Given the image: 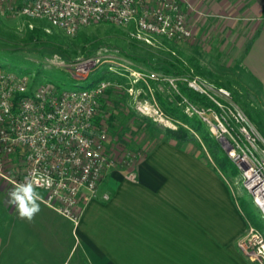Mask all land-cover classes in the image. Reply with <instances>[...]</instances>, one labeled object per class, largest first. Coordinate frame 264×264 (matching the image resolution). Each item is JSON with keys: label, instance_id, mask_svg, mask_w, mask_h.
I'll return each instance as SVG.
<instances>
[{"label": "crops", "instance_id": "1", "mask_svg": "<svg viewBox=\"0 0 264 264\" xmlns=\"http://www.w3.org/2000/svg\"><path fill=\"white\" fill-rule=\"evenodd\" d=\"M185 1L195 31L209 16L245 20L241 69L264 96V0ZM192 144L164 138L130 165L118 158L100 195L82 194L77 224L43 200L32 222L20 219L0 175V264H251L237 243L249 219Z\"/></svg>", "mask_w": 264, "mask_h": 264}, {"label": "built area", "instance_id": "2", "mask_svg": "<svg viewBox=\"0 0 264 264\" xmlns=\"http://www.w3.org/2000/svg\"><path fill=\"white\" fill-rule=\"evenodd\" d=\"M185 2L0 0V13L28 20L44 19L69 36L76 35L85 25L113 23L128 28L132 38L159 43V47L167 48L169 41L194 37ZM51 56L55 59L52 61L54 64L66 67L75 79L87 78L102 63L106 64L108 74L92 81L90 86L69 88L52 80L33 84L30 73L0 65V175L14 185L31 180L37 189L45 191L43 201L75 224L79 222L82 194L87 198L100 195L99 187L105 173L119 158L113 147L115 139L102 121L96 119L101 96L117 84L119 77L126 76L132 83L147 86L153 101L139 100L136 110L156 119L164 117L165 113L156 99L153 82L158 83L162 90L164 86L168 87L184 101L187 98L180 89L181 82L211 98H214L209 92L211 88L214 94L230 97V91L223 86L191 72L173 75L156 70H136L122 63L107 48H100L95 54L78 57L74 61H65L56 53ZM236 112L234 117L247 131V121L244 123L243 115L239 110ZM216 118L219 123L211 122L212 128L226 127L219 116ZM263 153L264 147L261 148ZM131 156V151H125L121 157L123 164H132L135 159ZM243 157L245 160L242 161L248 165L246 186L264 216V163L249 162L246 155L236 156V159L240 161L239 158ZM248 169H251L249 173ZM102 197L107 199L109 195L103 193ZM237 243L249 257L264 260V235L252 224H247Z\"/></svg>", "mask_w": 264, "mask_h": 264}, {"label": "rangeland", "instance_id": "3", "mask_svg": "<svg viewBox=\"0 0 264 264\" xmlns=\"http://www.w3.org/2000/svg\"><path fill=\"white\" fill-rule=\"evenodd\" d=\"M193 6L196 7L194 4ZM188 17L191 22L189 12ZM196 17L198 16L194 15V22L196 20L200 24ZM229 20L225 17L209 16L196 31L191 23L195 33L193 38L169 41L165 48L159 47V43L151 44L132 38L128 34V28L113 23L97 22L85 25L76 35L69 36L44 19L28 20L0 13V62L8 63L9 66L19 62L31 66L32 72L23 69L21 71L31 74L33 84L40 80H52L64 87L78 88L90 86L92 81L107 75L106 64H100L85 79H75L67 76L69 72L66 67L53 63L52 54H58L65 61H74L78 57L93 55L100 48H107L122 63L136 70H155L148 62L160 66L174 57L183 59L187 66L192 67L191 73L217 86H223L230 91V97L214 94L211 88L209 92L214 97L211 98L181 82L180 89L186 85L199 94L191 97L184 92L187 98L184 101L177 93L167 91L166 86L162 90L158 83L153 82L156 99L165 113L164 117L157 116L159 119H156L154 116L141 115L136 110L139 100L153 101L147 86L132 83L125 76L101 96L96 119L102 121L112 138H116L113 147L119 152L118 157H123L125 151H131V157L136 158L133 162L146 154L159 140L176 138L172 133L178 132L182 137H188L186 140L193 142L192 148L224 177L249 223L264 235V216L246 186L248 165L245 161L236 159V156L246 155L249 162L264 163V153L261 154V148L264 147V96L258 82L252 77L249 78L241 69V51L249 34L245 20L237 19L231 25ZM226 25H230L232 30L226 31ZM33 27L41 30L40 35L44 41L30 40L29 30ZM83 32L85 35L82 40ZM56 46L60 49L52 54L47 52V48ZM156 71L165 73L161 69ZM188 73L190 72L183 74ZM157 92L173 106V112L181 114L179 117L165 109L157 97ZM237 110L243 115L244 123L247 121V131L234 117ZM216 116L224 121L226 127L212 128V123H219ZM250 259L251 264H264V260L262 262L258 257Z\"/></svg>", "mask_w": 264, "mask_h": 264}, {"label": "trees", "instance_id": "4", "mask_svg": "<svg viewBox=\"0 0 264 264\" xmlns=\"http://www.w3.org/2000/svg\"><path fill=\"white\" fill-rule=\"evenodd\" d=\"M40 32H41V30L38 27H33L31 30H29L30 40H33V41L43 40L44 41V38L40 35ZM84 35H85L84 32L81 33V39L82 40L84 38ZM48 41H50V40H48ZM57 49H60L59 46H56L55 48L49 47V48H47V52H50L49 54H52ZM87 50L89 51V48ZM148 64L151 68H153L155 70L161 69V70H163V72L173 74V75H180V74H183L184 72H186V73L191 72V68H192V67L187 66V64H185L184 60L179 58V57L178 58L174 57L173 60H168L165 65H160V66L151 65L150 62H148ZM0 65L7 67V68L19 70V71H21L22 69L28 70L30 72L33 71V70H31L32 69L31 66H29L25 63H22V62L12 64L13 66H9L10 64H8V63L3 64V62H0ZM67 76H70V74L68 73ZM123 78L124 77H119V80H123ZM56 83L60 86H64L57 81H56ZM181 88H182L183 92H186L187 94L191 95V97L192 96L195 97V96L199 95L198 93H195L193 90H191L187 86H181ZM157 97L159 98L161 104L165 107V109H167L169 112H171L172 114H175L178 117L181 115V114L178 115L176 112H173V109H172L173 106L168 104L169 102L162 96L161 93L157 92ZM191 124H194V123L191 122ZM172 135L175 136L177 139H181V140H186L188 138V137H182L180 135V133H178V132H176V134L172 133Z\"/></svg>", "mask_w": 264, "mask_h": 264}, {"label": "clouds", "instance_id": "5", "mask_svg": "<svg viewBox=\"0 0 264 264\" xmlns=\"http://www.w3.org/2000/svg\"><path fill=\"white\" fill-rule=\"evenodd\" d=\"M43 197L31 180L16 183L7 194V202L15 208L18 217L32 222L41 211Z\"/></svg>", "mask_w": 264, "mask_h": 264}, {"label": "bare ground", "instance_id": "6", "mask_svg": "<svg viewBox=\"0 0 264 264\" xmlns=\"http://www.w3.org/2000/svg\"><path fill=\"white\" fill-rule=\"evenodd\" d=\"M240 159V161H242V160H245V158L243 157V158H239ZM251 171V169H248V173ZM262 187V186H261Z\"/></svg>", "mask_w": 264, "mask_h": 264}]
</instances>
